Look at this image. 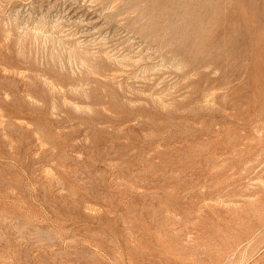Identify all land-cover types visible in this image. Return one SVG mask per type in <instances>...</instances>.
Returning a JSON list of instances; mask_svg holds the SVG:
<instances>
[{"label": "rangeland", "instance_id": "1", "mask_svg": "<svg viewBox=\"0 0 264 264\" xmlns=\"http://www.w3.org/2000/svg\"><path fill=\"white\" fill-rule=\"evenodd\" d=\"M0 264H264V0H0Z\"/></svg>", "mask_w": 264, "mask_h": 264}]
</instances>
